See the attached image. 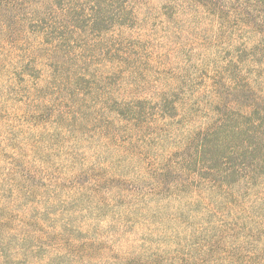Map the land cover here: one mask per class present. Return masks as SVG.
Segmentation results:
<instances>
[{
    "label": "rangeland",
    "instance_id": "rangeland-1",
    "mask_svg": "<svg viewBox=\"0 0 264 264\" xmlns=\"http://www.w3.org/2000/svg\"><path fill=\"white\" fill-rule=\"evenodd\" d=\"M263 20L252 0H0V264H264V174L212 181L256 156Z\"/></svg>",
    "mask_w": 264,
    "mask_h": 264
},
{
    "label": "trees",
    "instance_id": "trees-1",
    "mask_svg": "<svg viewBox=\"0 0 264 264\" xmlns=\"http://www.w3.org/2000/svg\"><path fill=\"white\" fill-rule=\"evenodd\" d=\"M254 3L261 4L264 8V0H252ZM263 26H264V20ZM251 116V115H250ZM249 116V117H250ZM247 116L248 121L251 120L249 124L252 129H249L247 133V138L245 141L250 142L251 140L255 143V154L257 158H251L247 152L245 154H240L239 166L237 168H232L226 173L225 176H220L221 179H212L213 182H232L237 178L245 179L247 184L250 185L252 182H258V179L264 174V114L256 113V117L252 118ZM246 119V120H247ZM255 119L257 122L255 123ZM240 132V131H239ZM251 139V140H249Z\"/></svg>",
    "mask_w": 264,
    "mask_h": 264
}]
</instances>
